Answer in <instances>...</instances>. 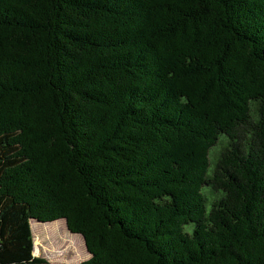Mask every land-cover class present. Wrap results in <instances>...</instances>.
<instances>
[{"label": "trees", "instance_id": "16d2710c", "mask_svg": "<svg viewBox=\"0 0 264 264\" xmlns=\"http://www.w3.org/2000/svg\"><path fill=\"white\" fill-rule=\"evenodd\" d=\"M59 219L78 264H264V0H0V264Z\"/></svg>", "mask_w": 264, "mask_h": 264}, {"label": "rangeland", "instance_id": "374dc122", "mask_svg": "<svg viewBox=\"0 0 264 264\" xmlns=\"http://www.w3.org/2000/svg\"><path fill=\"white\" fill-rule=\"evenodd\" d=\"M221 145L211 152V159H215ZM34 234V252L49 261V264H78L90 258L85 239L79 233L68 230L66 220L59 219L54 223L43 224L34 220L32 222ZM192 229V224L186 227ZM38 244H35V242Z\"/></svg>", "mask_w": 264, "mask_h": 264}, {"label": "water", "instance_id": "95a60500", "mask_svg": "<svg viewBox=\"0 0 264 264\" xmlns=\"http://www.w3.org/2000/svg\"><path fill=\"white\" fill-rule=\"evenodd\" d=\"M84 241H85V240H84ZM33 249H34V248H33ZM33 253H34V255H36L34 251H33Z\"/></svg>", "mask_w": 264, "mask_h": 264}, {"label": "crops", "instance_id": "0c3cea01", "mask_svg": "<svg viewBox=\"0 0 264 264\" xmlns=\"http://www.w3.org/2000/svg\"><path fill=\"white\" fill-rule=\"evenodd\" d=\"M31 223H32V220H31ZM31 226H32V224H31ZM33 231V230H32ZM34 235V234H33Z\"/></svg>", "mask_w": 264, "mask_h": 264}, {"label": "bare ground", "instance_id": "6f19581e", "mask_svg": "<svg viewBox=\"0 0 264 264\" xmlns=\"http://www.w3.org/2000/svg\"><path fill=\"white\" fill-rule=\"evenodd\" d=\"M32 222H34V220H32ZM32 224V223H31ZM33 225V224H32Z\"/></svg>", "mask_w": 264, "mask_h": 264}]
</instances>
